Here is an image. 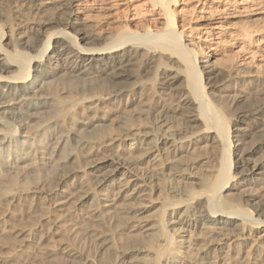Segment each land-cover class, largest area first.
Listing matches in <instances>:
<instances>
[{
    "label": "bare ground",
    "instance_id": "bare-ground-1",
    "mask_svg": "<svg viewBox=\"0 0 264 264\" xmlns=\"http://www.w3.org/2000/svg\"><path fill=\"white\" fill-rule=\"evenodd\" d=\"M30 1L56 4L58 12L29 36L13 22L5 36L0 24V103L27 101V119L43 114L58 125L53 140L39 150L36 135L18 138L21 125L0 120L7 128L0 129V193L21 171L40 178L53 172L57 184L38 190L50 209L87 206L96 223L107 221L98 250L77 264H234L236 258L264 264V203L241 191L264 187V26L236 24L248 16V2L257 0H213L222 8L206 11L189 35L185 20L177 25V0H146L158 10L153 30L124 26L100 33L79 32L75 25L85 17L77 10L82 2L89 10L100 2V12L110 14L113 4L106 6V0ZM54 22L61 26L44 28ZM229 47L236 56L222 64L216 55ZM31 86L53 92L33 102L39 97ZM59 86L69 88L70 96ZM243 87L248 95L239 99ZM173 94L179 95L175 105L166 102ZM131 95L142 100L140 112L110 133L106 123L113 114L103 110L116 103L126 107ZM244 98L248 110L236 115L232 130L222 107L233 108ZM89 108L104 115L89 118ZM175 116L180 124L172 123ZM200 148L213 149V155L197 161ZM179 160L203 164L207 173L198 178L200 188L163 182L166 169L187 179L188 168H178ZM142 162L160 166L157 190L164 196H153L151 177L138 172ZM49 215L48 210L40 217ZM33 226H11L14 246L43 248L47 237L36 241ZM62 253L68 259L79 254L68 246ZM0 263L18 264L14 255H2Z\"/></svg>",
    "mask_w": 264,
    "mask_h": 264
},
{
    "label": "rangeland",
    "instance_id": "rangeland-1",
    "mask_svg": "<svg viewBox=\"0 0 264 264\" xmlns=\"http://www.w3.org/2000/svg\"><path fill=\"white\" fill-rule=\"evenodd\" d=\"M253 2H248L249 6L251 7L250 11L246 13L248 16L236 20L237 26L246 25L251 29L264 26V0H257ZM85 3L86 2H82L78 6L77 10L78 16L82 18L85 17L83 18V21L81 20L80 23L75 25L76 28L78 27L80 29L79 32L100 33L101 31L103 32L107 30L116 31L117 29H120L124 26H129L132 29L140 30L148 29L147 27L149 26V29L152 30L156 28L155 18L158 16L156 15L158 10L156 8L152 9L149 2L146 0H106V6L111 3L113 6H111V8L109 7L110 5L108 6L109 9H111V13L105 15H103L104 13L100 12L104 11V7H102L103 5L100 2L96 5L94 4V7H92L90 10L87 7L88 4ZM43 4L36 5L30 0H0V24L3 26L1 27L5 36L8 35L7 26L12 22L15 25V30L23 29L27 32L25 34L26 36L31 35V33L32 35L34 33L36 34L37 31H39L43 26L47 17H55L57 15L56 13L58 12L56 7H54L56 4ZM233 4L235 5L236 2H232V5ZM128 6L130 9L127 10ZM220 6L221 5L219 4H214L213 0H177L174 6L176 9L177 25L181 27L182 19L185 20L183 23L184 25H187L185 26V33L189 35L190 29L193 26H196L198 23L204 21L203 15L206 11L213 8H222ZM135 12L137 15H134ZM255 17H258L256 21L246 22L249 19ZM57 23L58 22H54L44 28H50L49 31L58 29L61 24ZM191 35L190 37H192ZM8 47L9 49H12L13 45H9ZM207 50L210 49L208 48ZM235 56L236 54L233 48H222L216 55V59L220 63L225 64L231 59L235 58ZM31 88L33 91H38L39 96L37 95V97L40 98H36L33 100V102H40L41 99H44V97L48 96L47 93L53 92V90L42 91L39 89L40 86H31ZM67 91L70 92V89L66 88L65 86H59V92H64L63 95L68 94ZM69 94L68 96H70ZM235 94L236 93L232 92V95L235 96ZM242 95H248V88L243 87L242 90L236 94L239 99ZM132 97L133 95H131L128 99L131 102L126 104V107L124 106V108H121L119 103H116L114 105H109V108L106 107L105 110H103L105 113L106 111L110 110L113 114L110 117L111 119L106 123V129L110 133H117L118 128L124 123L131 124L129 119L137 116V114L140 112L143 103L142 100L136 95L134 98ZM141 97H143V95ZM70 98L71 97H69V99ZM19 100L20 99L13 100L12 104L8 106L7 103H4L6 106L0 103V120H5L7 123L12 120L11 122H13L16 126L21 125L18 128L16 137L24 139L25 135H36L41 141L38 149H46L45 146L47 145V142L53 140L54 138V132L56 131L58 125L56 120L54 121V118L46 117L43 114L40 115L42 117L27 119L26 110L28 108V102L23 101L20 104L16 103V101L18 102ZM170 101H172V103H168ZM178 101V94L167 96L166 102L168 104L175 105ZM90 105L91 104H89V106ZM226 105L229 106L227 103ZM222 108L225 111L226 116L232 118L231 127L233 130L236 115L241 111L248 110V104L244 98L243 101L233 108H227L225 106ZM24 111L25 113H23ZM87 111L89 118H96L97 116L104 115L103 111L95 113L91 108H89ZM20 116L21 119L19 118ZM15 118L17 122L15 121ZM171 121L173 124L181 123L180 117L178 116H175L174 118L172 117ZM69 122L70 129L74 131L77 127V123L73 122L72 118L69 120ZM0 129L7 130V128L3 127L2 125H0ZM0 133H3V130ZM0 136L2 135L0 134ZM234 142L236 143V141ZM2 147H5V145ZM199 151L198 157L195 158L197 161H202L204 158L206 160L208 156L213 155V149L211 148H200ZM2 152L3 155L6 154L4 148ZM18 156L20 157L19 154H17V156L13 155L16 161L19 159ZM259 156L260 154L256 155L254 158H258ZM1 159L2 158L0 157V160ZM5 159H8V157ZM11 159L14 158L10 157V161L12 162L13 160ZM193 162L194 161L179 160L177 163L178 168H188L184 172V177H187V179H179L173 171L168 169L164 171L161 170L163 182L167 184L172 183L174 186L185 185L193 188H200V181L198 178L202 177L207 172L205 171L203 164L192 165ZM187 165L190 166L187 167ZM178 168L174 169L177 170ZM159 169L160 166L157 164H152V162L149 164L142 162L138 167V172L142 174L144 178L151 177L149 185L154 190V197L164 196L166 193L164 190L161 192L157 190V187L160 186V180L156 175V172ZM234 171L235 173H239L241 168ZM56 176V174L50 172L46 174V177L40 178L37 175V172L29 173L21 171V173H19L17 176V182L14 184L9 182L3 188L2 192L0 193V258L2 255H14L18 264H77L85 259V256L88 252H96V250H98L97 242L99 243L100 239L105 236L109 226L107 221L100 224L96 223L95 214L90 211L87 206L71 204L67 208L56 212L54 211L53 207L50 209L51 206H49L42 198L40 193H38V190L42 185H45L46 188L53 185L55 186L57 184L55 179ZM239 176L240 174L237 175L236 178ZM95 187L97 186L95 185ZM242 190L247 191L252 195H258L262 203H264V187L259 188V186L251 185L245 186L241 189V191ZM48 210L50 211L49 217L42 219L40 215ZM12 225L17 227H29L34 225L33 228L35 229V233L33 237L36 241H40L41 243V239L47 237V240L44 241L45 243L43 248L32 251L25 247H19L17 245L14 246L11 233L9 231ZM67 246L77 250L79 254L76 258L68 259V257L62 253L63 248ZM261 252L264 253V245L261 248ZM234 264L246 263L236 258Z\"/></svg>",
    "mask_w": 264,
    "mask_h": 264
}]
</instances>
